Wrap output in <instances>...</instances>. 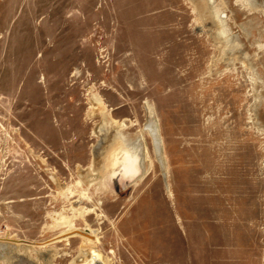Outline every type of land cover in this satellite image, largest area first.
Segmentation results:
<instances>
[{
  "label": "rangeland",
  "instance_id": "obj_1",
  "mask_svg": "<svg viewBox=\"0 0 264 264\" xmlns=\"http://www.w3.org/2000/svg\"><path fill=\"white\" fill-rule=\"evenodd\" d=\"M0 264H264V0H0Z\"/></svg>",
  "mask_w": 264,
  "mask_h": 264
},
{
  "label": "bare ground",
  "instance_id": "obj_2",
  "mask_svg": "<svg viewBox=\"0 0 264 264\" xmlns=\"http://www.w3.org/2000/svg\"><path fill=\"white\" fill-rule=\"evenodd\" d=\"M151 130V129H150ZM119 141L120 140H117V139H113L112 141H111V146H115L114 148H116V147H119V145H120V143H119ZM111 153H113L114 154V151L113 152H111ZM111 153H110V155H111ZM113 157V156H112ZM125 158V157H124ZM120 159V158H119ZM115 160V158H113V161ZM125 161V160H124ZM126 162V161H125ZM109 164H110V166L111 165H113V162H112V159L109 161ZM115 167V166H114ZM121 167L124 169V168H128V167H130V165L128 166V164H123V165H121ZM127 170V169H126ZM125 170V171H126ZM115 174V173H114ZM114 174H112V175H114Z\"/></svg>",
  "mask_w": 264,
  "mask_h": 264
}]
</instances>
